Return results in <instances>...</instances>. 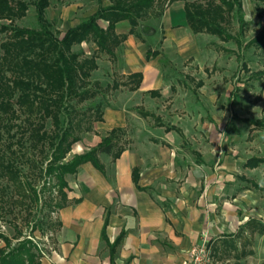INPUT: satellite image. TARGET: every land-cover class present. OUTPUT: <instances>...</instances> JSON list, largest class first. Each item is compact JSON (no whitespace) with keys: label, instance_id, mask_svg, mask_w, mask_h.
Segmentation results:
<instances>
[{"label":"rangeland","instance_id":"rangeland-1","mask_svg":"<svg viewBox=\"0 0 264 264\" xmlns=\"http://www.w3.org/2000/svg\"><path fill=\"white\" fill-rule=\"evenodd\" d=\"M23 1L29 4L26 16L15 24L18 27L36 28L35 9L30 0ZM240 1L245 26L240 36L242 46L238 47L234 41L223 42L208 34H192L184 22V3L178 1L169 4L168 0H159L157 6L164 8L163 15L140 20L136 29L137 37L130 36L131 40L125 41L117 49L115 62H110L105 55L98 58V69L92 73L90 80L99 84L100 93L80 108L94 109L99 104L104 106V110L124 107L129 112L127 125L130 128L156 129L157 122H160L164 126L159 127L160 129L171 126L182 131L186 135L183 149L188 164V176H242L256 183L258 189L253 188V184L237 181L239 192L247 187L250 190L245 192L248 196L244 201H235L239 215L245 213L251 219L255 218L253 223H256L258 217L264 214V165L249 170L243 169L241 163L251 158L264 159V130L254 129L249 122L242 120L255 121L264 116V100L256 101V97L261 94L264 75L261 81L250 79L252 73L264 72V53L254 48H245L246 43L264 32V16L259 17L256 13V6H263L259 1ZM101 5H109L108 0H102ZM98 6L97 0H49L46 17L53 31L62 37L68 29L92 15ZM3 23L6 22L0 21V24ZM99 23L103 28L106 26L103 22ZM239 25L235 18L229 30L236 38H239ZM129 29L127 23L119 24L116 26V33L127 34ZM133 43L142 50L140 56ZM147 48L157 51L158 57L147 62L144 54V49ZM95 49L94 45L83 43L75 47L74 51L90 56ZM130 54L138 66L147 64L162 70L164 85L159 89V97L133 93L124 87L116 91L107 89L114 80L120 81L128 73L127 60ZM138 108L152 113L153 117L142 118L136 111ZM94 126L102 125L95 123ZM50 128L48 125V130ZM225 131L232 134L228 136V142ZM94 133L96 134L95 131ZM87 134L93 135V132ZM87 134H83L81 140ZM217 139L224 141L219 153L209 148L211 141ZM0 140L5 147L14 143L16 138L10 139L4 134ZM28 144L22 149L16 145L13 150L17 151L16 158L22 179L36 190L39 201L35 205L27 206V198L26 205L13 204V199L18 195L12 186L0 180V226L1 233L8 238L11 247L26 238L38 250L37 244L48 246L51 239L54 211L48 205L56 196L57 188L55 180L44 174L46 158L38 150L28 147ZM72 148L75 151L76 145ZM205 148H209V152L205 153ZM197 150H203L202 154ZM72 157L71 150L66 160L69 161ZM212 157L214 163L211 161ZM201 162L203 165H198ZM195 165L199 167L195 168ZM193 192L197 196L200 190L193 189ZM4 247L5 243L0 240V249ZM209 249L211 252L210 244ZM47 252L44 249V254L47 255ZM38 254L39 258L44 257L40 252ZM214 263L213 261L212 264ZM245 264H264V261L259 263L258 260H250Z\"/></svg>","mask_w":264,"mask_h":264},{"label":"crops","instance_id":"crops-1","mask_svg":"<svg viewBox=\"0 0 264 264\" xmlns=\"http://www.w3.org/2000/svg\"><path fill=\"white\" fill-rule=\"evenodd\" d=\"M123 23L127 22L119 24ZM130 40L129 36L126 42ZM133 45L140 56L142 50ZM127 65L125 75L142 74L140 87L133 93H161L162 70L147 64L138 66L132 54ZM128 113L124 107L105 109L103 122L96 123L103 127L93 125V135L87 134L74 144L73 156L81 155L98 146L112 129L124 131V151L119 158L100 154L102 171L85 163L76 174L66 177V203L53 212L48 252L40 256V264H185L189 249L203 234L209 238L214 264L263 262L264 214L253 223L255 218L239 215L235 204L244 201L248 196L245 192L250 190L247 187L239 192L237 181L256 183L240 175L188 176L183 149L186 135L159 127L130 128ZM225 134L228 142L232 134ZM211 142V151L219 153L224 141ZM211 161L214 163L213 157ZM246 162L241 163L243 169H249L244 167ZM134 170L138 172L136 181ZM193 189L200 193L195 196Z\"/></svg>","mask_w":264,"mask_h":264},{"label":"trees","instance_id":"trees-1","mask_svg":"<svg viewBox=\"0 0 264 264\" xmlns=\"http://www.w3.org/2000/svg\"><path fill=\"white\" fill-rule=\"evenodd\" d=\"M35 9L36 28L18 27L15 22L26 16L29 4L23 0H0V139L6 134L15 139L5 147L0 140V180L12 186L17 198L13 204L35 205L39 201L36 190L21 177L17 162V151L26 143L33 150H38L46 158L45 175L55 180L56 196L49 202L52 211L60 209L66 203L64 189L66 177L76 174L78 168L91 163L102 171L98 156L105 154L113 160L124 151L121 138L124 131L112 129L102 138L100 144L89 151L75 155L67 161L66 157L72 146L81 141L82 135L91 133L95 123L103 122L104 106L82 110L80 107L94 100L100 93L98 83H92V73L98 69L97 60L105 55L110 62L116 61L117 49L129 36L137 37L136 29L144 18H159L164 13L159 0H108L109 5L99 6L97 10L75 27L68 29L59 37L52 29L46 17L49 0H30ZM184 3V18L192 34H208L223 42L234 41L241 47L240 36L243 34V21L240 0H168V3ZM263 6H256L259 17L264 16ZM239 22V38L231 35L233 19ZM99 22L106 26L103 28ZM127 22L130 26L127 34H117L116 26ZM83 43L94 45L95 51L90 56L75 52L74 48ZM245 48H254L264 53V32L245 44ZM157 51L147 50L145 60L157 58ZM264 72L252 73L251 80L261 81ZM122 80H114L108 90L116 91L121 87L137 91L142 82L141 73L126 75ZM124 79V80H123ZM264 91L262 84L260 93ZM151 97H159L158 91H150ZM260 96L256 101L262 100ZM137 113L144 119L153 117L141 108ZM158 121V119H157ZM249 122L254 129L264 130V116ZM48 125L51 128L48 130ZM157 127H164L157 122ZM165 131L181 132L167 126ZM19 135V136H17ZM9 153V155L7 154ZM12 156V157H10ZM44 158V159H45ZM264 165V159L251 158L244 167L255 169ZM133 171L134 181L137 180ZM253 188L258 189L256 184ZM0 240L5 247L0 249V264H40L36 246L24 238L14 247L2 233Z\"/></svg>","mask_w":264,"mask_h":264},{"label":"built area","instance_id":"built-area-1","mask_svg":"<svg viewBox=\"0 0 264 264\" xmlns=\"http://www.w3.org/2000/svg\"><path fill=\"white\" fill-rule=\"evenodd\" d=\"M209 243L208 236L203 234L200 242L189 249L185 264H212L213 258L209 249ZM37 247L39 252L45 257L44 249L47 246L45 244H37Z\"/></svg>","mask_w":264,"mask_h":264}]
</instances>
